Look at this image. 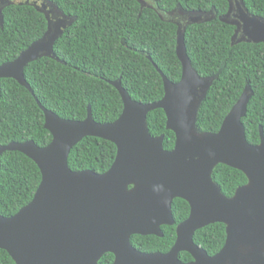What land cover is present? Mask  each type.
I'll use <instances>...</instances> for the list:
<instances>
[{
	"label": "water",
	"instance_id": "95a60500",
	"mask_svg": "<svg viewBox=\"0 0 264 264\" xmlns=\"http://www.w3.org/2000/svg\"><path fill=\"white\" fill-rule=\"evenodd\" d=\"M227 1L229 10L219 19L236 28L233 44L264 43V18L250 14L244 0L236 6ZM177 10L183 11L177 8L171 14ZM185 15L186 23L176 24L181 80L171 82L155 65L165 95L151 104L134 101L121 80L110 82L124 104L121 116L113 123H97L91 106L84 121L61 119L41 104L26 81L29 64L42 58L58 60L54 47L67 28L65 21L49 22L40 40L15 61L0 66V82L13 79L34 96L44 113V128L53 138L43 148L34 141L0 147V159L6 152L21 153L42 175L30 204L12 217L0 216V249L15 264H99L109 253L116 258L114 264H183L178 260L181 252L194 257L192 264H264V132L261 128L260 144L252 145L242 122L253 91L245 88L219 132L199 131L200 109L218 75L198 74L188 57L185 36L188 26L212 22L217 14L212 9ZM159 109L166 113L167 130L176 136L172 151L163 147L162 135H150L148 115ZM87 137L116 145V159L106 173L70 169L71 151ZM220 164L248 178L231 198L213 180ZM175 199L188 202L191 215L178 227L171 251L146 254L136 250L131 243L133 236L163 237L161 227L175 224ZM217 223L226 226L227 240L211 257L195 245L193 237L196 231Z\"/></svg>",
	"mask_w": 264,
	"mask_h": 264
},
{
	"label": "trees",
	"instance_id": "16d2710c",
	"mask_svg": "<svg viewBox=\"0 0 264 264\" xmlns=\"http://www.w3.org/2000/svg\"><path fill=\"white\" fill-rule=\"evenodd\" d=\"M67 15L76 17L54 47L58 60L42 58L29 64L25 78L35 96L61 119L84 121L91 106L97 123L115 122L124 104L119 92L110 84L121 80L130 97L142 104L159 102L165 95L158 69L173 83L182 77L178 59V27L162 20L152 9L142 10L136 0H49ZM252 15L264 18V0H244ZM160 12L178 7L185 11L209 12L217 18L209 23L188 26L185 43L188 57L201 77L218 78L209 90L198 119L200 132L217 133L239 101L245 88L253 96L242 122L250 144L261 142L264 132V43H234L236 28L220 21L227 14L226 0H157ZM0 25V66L15 61L47 31V21L34 8L12 5L3 11ZM0 147L10 143L34 141L47 147L52 135L44 128V113L34 96L17 81L0 82ZM152 137L163 136V147L173 150L175 134L167 130L166 113L159 109L148 115ZM117 156L110 141L87 137L76 145L69 157L75 172L91 170L106 173ZM213 180L227 197L248 183L246 175L226 165H218ZM42 181L38 166L25 155L6 152L0 159V216L12 217L30 204ZM177 224L185 221L190 206L177 199L173 204ZM165 236L132 237L133 246L144 253H167L176 240L175 227H163ZM226 226L210 225L198 231L195 243L209 255L217 254L226 243ZM183 262L192 257L183 253ZM114 256L106 255L100 264H112ZM0 264H15L0 249Z\"/></svg>",
	"mask_w": 264,
	"mask_h": 264
},
{
	"label": "flooded vegetation",
	"instance_id": "af4514ba",
	"mask_svg": "<svg viewBox=\"0 0 264 264\" xmlns=\"http://www.w3.org/2000/svg\"><path fill=\"white\" fill-rule=\"evenodd\" d=\"M140 5H141V7H142V5L145 7L144 9H146V8H149V9H152V10H154V11H158L161 15H162V17L164 18V20L165 21H167V22H171V23H174L175 25L176 24H182V25H184L185 23H186V15H185V13L186 12H188V11H185V10H183V11H179V10H177V11H175V13L174 14H171L172 13V11L171 12H165V13H163V12H160L159 11V9H158V7H157V0H136ZM227 1V0H226ZM231 1V3H233V5L234 6H236V4H237V2H239L240 0H230ZM228 2V1H227ZM228 4H229V2H228ZM12 5H26V6H29V7H32V8H34L38 13H40L41 15H43L44 16V18L46 19V21H47V30H48V24H49V22L50 23H52V24H55L56 22H59L60 20H63V21H65L66 22V25H67V28H66V30L68 29V28H70L72 25H73V23L76 21V17H71V16H69V15H67L56 3H54V2H51V1H49V0H0V9H3L2 11H4L7 7H9V6H12ZM179 9H180V7H178ZM176 10V9H175ZM174 11V10H173ZM3 13V12H2ZM216 13V12H215ZM65 30V31H66ZM65 31H64V33H65ZM47 32V31H46ZM63 33V34H64ZM46 34V33H45ZM44 34V35H45ZM172 151V150H171ZM231 168V167H230ZM237 170V169H236ZM248 179V178H247ZM218 185V184H217ZM219 186V185H218ZM220 187V186H219ZM242 187V186H241ZM240 188V187H239ZM222 190V189H221ZM238 190V189H237ZM223 193V192H222ZM235 195V194H234ZM226 196V195H225ZM227 197V196H226ZM233 197V196H232ZM228 198H231V197H228ZM175 200H177V199H175ZM175 200H174V202H175ZM180 200H182V199H180ZM185 201V200H184ZM174 202H173V204H174ZM186 202V201H185ZM188 203V202H187ZM189 204V203H188ZM189 206H190V204H189ZM173 208V207H172ZM190 215H191V206H190V214H189V217H190ZM189 217L185 220V221H187L188 219H189ZM173 218H174V213H173ZM174 221H175V224L173 225V226H167V225H165V226H162L161 227V230H162V232H163V235L165 236V234H164V231H163V227H175V230H176V240H175V243H174V245L176 244V241H177V239H178V233H177V231H178V227L181 225V224H183L185 221H183V222H181L180 224H177L176 223V220H175V218H174ZM217 224H221V223H217ZM213 225H215V224H213ZM206 228V227H205ZM204 229V228H203ZM200 230H202V229H200ZM200 230H198V231H200ZM198 231H196V233L198 232ZM196 233H195V235H196ZM195 235H194V237H195ZM226 235H227V231H226ZM135 236H139V235H135ZM163 236V237H164ZM134 237V236H133ZM142 237H144V236H142ZM146 237H152V236H146ZM154 237H156V236H154ZM163 237H157V238H163ZM194 237H193V240H194ZM226 240H227V238H226ZM131 243H132V238H131ZM194 243H195V241H194ZM174 245H173V247H174ZM195 245L196 246H198L196 243H195ZM132 246H133V243H132ZM225 246V245H224ZM134 247V246H133ZM172 247V248H173ZM199 248H201V249H203L202 247H200V246H198ZM135 248V247H134ZM171 248V249H172ZM136 249V248H135ZM171 249H170V251H171ZM223 249V248H222ZM221 249V250H222ZM136 250H138V249H136ZM203 250H205V249H203ZM220 250V251H221ZM139 251V250H138ZM169 251V252H170ZM206 251V250H205ZM219 251V252H220ZM141 252V251H140ZM169 252H167V253H161V252H155V253H160V254H168ZM207 252V251H206ZM218 252V253H219ZM142 253H144V252H142ZM183 253H187V254H189L191 257H192V261H189V262H183L181 259H180V255L181 254H183ZM208 253V252H207ZM217 253V254H218ZM110 254V253H109ZM146 254H154V253H146ZM209 254V253H208ZM106 255H108V254H106ZM106 255H104L103 256V258L106 256ZM113 255V254H112ZM216 255V254H215ZM215 255H213V256H215ZM114 256V255H113ZM209 256H211V255H209ZM212 257V256H211ZM102 258V259H103ZM101 259V260H102ZM100 260V261H101ZM115 260H116V258H115V256H114V261H113V263L112 264H114V262H115ZM178 260L181 262V263H183V264H192V263H194L195 262V259H194V257L190 254V253H188V252H181L179 255H178ZM99 264H100V262H99Z\"/></svg>",
	"mask_w": 264,
	"mask_h": 264
},
{
	"label": "rangeland",
	"instance_id": "374dc122",
	"mask_svg": "<svg viewBox=\"0 0 264 264\" xmlns=\"http://www.w3.org/2000/svg\"><path fill=\"white\" fill-rule=\"evenodd\" d=\"M18 1V0H17Z\"/></svg>",
	"mask_w": 264,
	"mask_h": 264
}]
</instances>
